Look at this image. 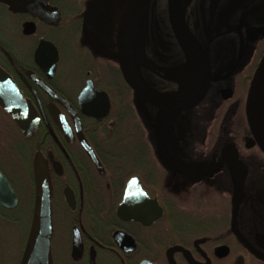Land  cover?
Here are the masks:
<instances>
[{"label":"flooded vegetation","instance_id":"1","mask_svg":"<svg viewBox=\"0 0 264 264\" xmlns=\"http://www.w3.org/2000/svg\"><path fill=\"white\" fill-rule=\"evenodd\" d=\"M26 1L20 11L0 1V85L2 76L9 84L0 95L20 103L17 118L0 103V172L17 199L0 209L12 213L26 196L31 222L43 172L49 264H264V142L247 107L264 54V2L190 0L185 20L207 59L208 85L196 106L171 112L123 79L124 0ZM146 56L166 68L183 61ZM139 69L157 93L178 90L176 79ZM262 103L264 126V94ZM29 229L15 231L18 264Z\"/></svg>","mask_w":264,"mask_h":264},{"label":"water","instance_id":"2","mask_svg":"<svg viewBox=\"0 0 264 264\" xmlns=\"http://www.w3.org/2000/svg\"><path fill=\"white\" fill-rule=\"evenodd\" d=\"M13 10H26L25 6L26 0H0ZM189 3L186 0L184 4L183 11L178 12L177 1L176 0H166V13L167 21L171 31V34L183 56V61L172 67H161L156 65L151 61L146 55L139 50V57L145 60V64L136 63L131 61V54L127 49V37L126 32L132 15L140 9L139 15L136 20V30L137 23L140 20L144 21L143 33L147 32L148 22H149V10L151 0H124L122 8L118 17L117 27H116V44H117V59L121 67V73L125 82L129 85L132 91L141 99H143L147 104L159 108L161 110L171 111V112H181L196 106L204 97L207 85H208V63L202 50L197 46V42L192 36L186 20L185 11ZM139 49V48H138ZM140 67L149 69L151 71L157 70L164 75L167 72L183 67L187 73L191 76L192 82V92L185 99L178 102H168L164 99L159 98L162 95L154 91L145 82V79L140 75ZM134 69V70H133ZM135 71V75H133ZM178 80L177 78H174ZM264 80V54L261 57L257 68L252 77L248 97H247V107L252 110L251 119L255 120V115L253 113L256 101L258 99L259 91ZM179 82V80H178ZM9 86L7 79L2 76V81L0 87L7 88ZM180 91V86L178 90L173 93L176 94ZM264 87L261 93V107L263 102ZM172 95V94H171ZM14 92L13 97L14 98ZM8 99V100H6ZM1 106L14 118H17V110L19 109L20 103L10 102V98L0 95ZM109 105L106 103L104 106V111L108 112ZM253 117V118H252ZM263 120V111H262ZM19 122V120L17 119ZM83 140V146L86 150L95 158L94 154L91 152L89 146ZM134 182V181H133ZM136 182V181H135ZM132 184V182H130ZM138 192L140 190L135 184L131 186ZM141 196H145L143 192H140ZM146 197V196H145ZM125 198L118 206L117 214L120 217L124 209ZM70 203L71 201L68 200ZM17 199L15 197L14 191L10 186L9 182L0 172V205L4 208H13L16 205ZM48 236H49V185L47 182V177L39 169L36 170V182H35V196H34V208L33 214L30 222V229L28 233V238L23 250V254L19 264H49V250H48ZM78 243V242H77Z\"/></svg>","mask_w":264,"mask_h":264},{"label":"rangeland","instance_id":"3","mask_svg":"<svg viewBox=\"0 0 264 264\" xmlns=\"http://www.w3.org/2000/svg\"><path fill=\"white\" fill-rule=\"evenodd\" d=\"M259 2H264V0H258ZM164 2V6H163ZM163 6V7H162ZM199 13V29L204 32L208 20L205 18V12L200 9ZM219 16V15H218ZM108 24V23H107ZM137 44L138 48L144 55H147V52H150L153 56L155 51L160 50L161 58H164L168 63L174 61V48H173V39L168 37V32L170 30L167 22V13L166 5L164 0H154L153 8L151 9L150 18L148 22V29L145 34L143 33L144 21L140 20L137 23ZM171 33V32H170ZM172 36V35H171ZM197 46L200 48L198 43ZM157 48V49H156ZM156 57H160L157 54ZM147 70V69H146ZM149 70V69H148ZM151 71V70H150ZM141 75V73H140ZM142 79L143 76L141 75ZM175 80V79H171ZM146 82V81H145ZM178 82V80H177ZM148 84V83H146ZM26 202V196L20 200L17 210L8 213L11 216H19L24 219L27 217V210L24 206ZM20 230L19 227L13 224L6 226L0 225V264H18V259L21 253V239L15 235V231Z\"/></svg>","mask_w":264,"mask_h":264},{"label":"bare ground","instance_id":"4","mask_svg":"<svg viewBox=\"0 0 264 264\" xmlns=\"http://www.w3.org/2000/svg\"><path fill=\"white\" fill-rule=\"evenodd\" d=\"M176 1H177L178 12L181 13L183 11L186 0H176ZM139 12H140V9L132 15L128 28H127V32H126L127 49L131 54L130 58L134 64L136 63L145 64V60L139 57L140 54H139V49H138V44H137V30L135 27ZM133 75H135V71H133ZM165 76L177 78L179 80L180 91L172 95L159 96V98L164 99L168 102H178L188 97L189 94L192 92L193 86L191 82V76L189 75V73L185 71L183 67L173 69L167 72ZM263 87H264V80L261 85V89L259 91L258 99L256 101L255 124H256L257 131L261 139L264 142V126L262 124V107H261V93H262Z\"/></svg>","mask_w":264,"mask_h":264},{"label":"trees","instance_id":"5","mask_svg":"<svg viewBox=\"0 0 264 264\" xmlns=\"http://www.w3.org/2000/svg\"><path fill=\"white\" fill-rule=\"evenodd\" d=\"M190 2V0H189ZM187 8V7H186ZM168 37L170 39H173L172 36H171V33H170V30L168 32ZM173 41V40H172ZM173 48H174V61L172 62L173 64H178L179 62H181V54L179 53V51L177 50L175 44L173 43ZM157 49V48H156ZM158 51V49H157ZM160 51V50H159ZM154 57V56H153ZM156 61H158L159 63H162L163 60L165 59H162V60H159L158 58H155ZM171 63V62H169ZM134 115L131 113L130 114V120H129V123H132V124H136V117H133ZM135 120V121H134ZM123 126V121L120 120L119 121V127L121 128ZM136 128V127H135ZM2 212L0 213V225L1 226H6V225H9V224H13V225H16L17 227H19V229L25 231V228L29 226L30 224V217H24L21 218V217H17V216H11L10 214L8 213H5L6 211L3 210V208L0 209Z\"/></svg>","mask_w":264,"mask_h":264}]
</instances>
